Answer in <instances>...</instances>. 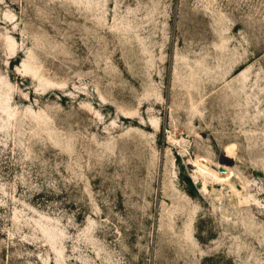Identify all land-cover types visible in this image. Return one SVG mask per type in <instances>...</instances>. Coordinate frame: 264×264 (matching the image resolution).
Wrapping results in <instances>:
<instances>
[{
    "label": "rangeland",
    "instance_id": "374dc122",
    "mask_svg": "<svg viewBox=\"0 0 264 264\" xmlns=\"http://www.w3.org/2000/svg\"><path fill=\"white\" fill-rule=\"evenodd\" d=\"M0 264H264V0H0Z\"/></svg>",
    "mask_w": 264,
    "mask_h": 264
},
{
    "label": "trees",
    "instance_id": "16d2710c",
    "mask_svg": "<svg viewBox=\"0 0 264 264\" xmlns=\"http://www.w3.org/2000/svg\"><path fill=\"white\" fill-rule=\"evenodd\" d=\"M16 61H18V60H16ZM187 182H188V183H191V180H190L189 178H187Z\"/></svg>",
    "mask_w": 264,
    "mask_h": 264
}]
</instances>
